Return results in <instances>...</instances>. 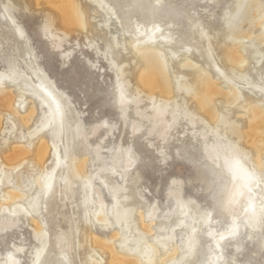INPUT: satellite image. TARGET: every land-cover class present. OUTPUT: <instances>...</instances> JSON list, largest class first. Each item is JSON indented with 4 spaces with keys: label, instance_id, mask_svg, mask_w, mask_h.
<instances>
[{
    "label": "rangeland",
    "instance_id": "rangeland-1",
    "mask_svg": "<svg viewBox=\"0 0 264 264\" xmlns=\"http://www.w3.org/2000/svg\"><path fill=\"white\" fill-rule=\"evenodd\" d=\"M107 1L114 7L112 9L106 5L108 9H112L110 12L101 10L98 2L74 0L83 15L84 24L81 28H68L61 25L57 11L48 4L45 5L43 0L40 4L35 0H0V10L5 14L8 9H3V5L8 3L12 6L9 11L27 38L25 41L24 36H17L13 25L7 21L9 17L3 19L0 13V35L3 34L7 39L4 41L0 38V70L6 68V58L15 59L19 67L29 75L32 69L38 72L37 66H40L45 77L63 94L67 123L71 129L68 132V142H71L72 154L75 157L81 156V162L87 160V176L93 175L91 180L93 190L96 191L93 201L83 204L84 188L81 179L70 174L75 183V193L71 200L64 201L61 189L65 168L58 164L49 189L36 190L39 196L37 214L42 224L38 229L35 224L36 215L25 212V209H30L28 202L19 199L8 201L3 195L6 189L0 181V204L7 202L11 207L23 206V212L17 216L15 224L0 232V264L5 263L8 253L16 258L15 264H82L85 261L89 264V259L97 260L99 264H111V253L105 249L106 246H97L94 238L107 245H113L117 252L114 257L124 254L134 257L139 253L133 251L135 242L133 237H130L132 233L147 238L156 250L153 260L155 264H160L175 249L169 243L157 244L151 239L156 233L163 232L164 224L174 223L178 218L175 192H178L182 200L189 201L192 208L188 211L193 217L199 218L209 211L216 235L221 231L226 232V227L235 218L233 214L236 211L228 208L220 199L223 193L218 180L220 174L218 171H212L217 160L211 149L210 138L215 135L209 133L204 139L199 136L201 127L212 128L216 124L200 108L195 92L187 93L179 87H184V80L192 82L194 78L207 76L224 92L233 88L239 91L237 104L227 102L223 95H215L212 102L217 110L246 130L247 118L250 115L246 107L257 99H262L261 104L264 106V92L261 90L264 88V42L255 36L244 38L239 49L241 59L236 61L228 56L226 46H231L234 41L225 38L227 32L222 15L223 9L230 5L231 0H144L142 9L134 7L131 0ZM136 1L134 0V3H137ZM104 2L106 0L101 1L102 4ZM150 8H153V16L159 13L157 20L162 21V28L173 34L174 41L170 44H163L158 35L154 42L167 60L165 65L173 87L170 103L180 107L185 114L172 119L173 125L168 131H161L159 125H155L149 117L152 105L149 108L145 103L146 95L152 94L156 99L163 100L156 91L149 90L147 85L140 81L142 72L146 70L143 53L136 51L134 45L129 43L132 35L131 26L127 29V24L132 23L131 25L135 26L138 21H144L147 9ZM166 12L170 14H165ZM193 22L196 24L192 29L195 40H191L188 30ZM47 24L50 25L48 30L51 34L58 31L57 34L63 39L61 47L52 44L51 35L45 36L48 30L46 31L44 26ZM137 26L139 27L138 24ZM263 29L257 26L251 31L257 35ZM149 32L148 30L147 33ZM141 37L144 38L142 35ZM152 42L148 41L147 45H152ZM27 48L30 56L26 54ZM219 71L223 74H219ZM226 76L232 82L227 81ZM174 77L178 79V83H175ZM117 78L124 81V95L132 96L127 102L124 118L116 98ZM6 87L15 94L22 93L23 99L26 100L19 103L23 106H19L22 108L17 114L8 115L9 110L0 109L3 114L0 126V180L3 170L9 166L4 159L7 149L18 146L21 142L33 141L36 145L45 141L49 145L53 140L49 129L44 130L42 134L36 129L41 112L46 110L47 106L35 95H31L30 90L25 89L27 87L24 83L10 80L6 82ZM135 95L137 97H134ZM139 99L141 103L136 104L135 101ZM31 105H34L36 112L29 122L23 123L22 117ZM188 117L192 118L194 124H189ZM76 121L81 122L87 135L86 141L74 136L72 127ZM137 126L139 128L135 130ZM217 129L226 138L231 139L237 148L248 152L252 159L257 157V152L250 148L243 138H236L221 127ZM96 146L103 147L100 150L103 158L95 159L93 149ZM118 150H129L134 158L128 171L115 166L117 172L114 176L99 172L98 169L103 164L109 163L104 159H108ZM58 152L63 155L61 146ZM33 153L25 156L20 165L12 163V175L20 173L25 178L32 173L43 183V176L55 167L57 157L52 153V146L42 162L36 160ZM260 157L264 159V154ZM119 184L126 188V197L121 198L116 209L133 208V211L131 219L121 220L120 224H117L111 215L115 211H110L107 204L114 203L109 187ZM32 188L30 191L34 194L35 189ZM98 204L101 209L97 211ZM147 204L157 207L154 209L156 216L152 220L145 215ZM2 213L1 211L0 216ZM100 216L108 219L106 222L99 221L97 218ZM166 217H171L168 223ZM68 219L77 225L72 234L71 249L66 254L67 258L61 259L56 256L54 235L58 230L69 229ZM151 221L162 224L158 232L142 233L141 229H138L139 232L131 230L127 232V242L120 241V229L139 228L140 223L149 224ZM256 224L258 225L254 229L245 227L239 236L238 244L228 240L222 244L225 264H264V216ZM198 235L201 238L196 246V259L202 261L208 257L207 248L210 244L201 232ZM217 238L221 243L220 236ZM39 249L41 255L37 261L35 252Z\"/></svg>",
    "mask_w": 264,
    "mask_h": 264
},
{
    "label": "bare ground",
    "instance_id": "bare-ground-1",
    "mask_svg": "<svg viewBox=\"0 0 264 264\" xmlns=\"http://www.w3.org/2000/svg\"><path fill=\"white\" fill-rule=\"evenodd\" d=\"M35 1H39L38 4H40L41 0ZM43 1L45 5L48 4L52 9L57 11L61 25L64 27L81 28L83 26V15L79 10V7L74 3V0ZM91 1L98 2L97 5H99L101 10L110 12L112 9H114V7L107 0L103 4L101 3L102 0ZM131 1L133 2L132 4L134 7L138 6L139 9L144 8V0H137V3H134V0ZM140 1H142L141 6ZM106 5L112 7V9H108ZM9 7L12 6L8 3L3 5V9H8V12L5 14L0 10V13H2V18L6 19L8 16L9 18L7 17V21L11 26L13 25L12 27L15 29L14 31L17 36H24L26 39L25 41H27L22 28H20L19 25L15 23V17L12 15L11 11H9ZM147 10V16L144 13L145 20L138 21L137 23L139 27L137 24L135 26H132V23L127 24V29L129 25L131 26L130 35H132L129 43L134 45V49L136 51L143 53L146 70L142 72L140 81L142 84L147 85L149 90L156 91L160 96L159 98L163 100L160 101L156 99V97H154L152 94L146 95L145 103L149 108L150 105H152L151 111L149 110V117L153 119L155 125H159L161 131H168V129L173 125L172 119H175L177 115L185 116V114L180 107L171 105L170 103L173 87L171 86L172 82L170 81V76L168 75L165 65L167 60L163 56V53L157 49V46H155L154 40L156 35H158V38L162 40L163 44H170L174 41V39L173 34L169 33L168 29L162 28V21L157 20V15H159V13H157L156 16H153V8ZM47 14L48 13H46V15ZM165 14L170 13L166 12ZM125 18H127V16H125ZM222 21H224L223 25L225 26L227 32L225 38L234 41L231 46H226V51L228 52V56L234 58L236 61H239V59L242 57L239 49L240 46L243 45L244 38L255 36L256 39L264 42V29L257 35H254V32L251 31L257 26L264 28V0H231L230 5L223 9ZM47 25L44 26L46 31L50 27L49 24ZM195 26L196 24L193 22L188 27L191 40L196 39L193 36L194 32L192 31L193 27ZM148 30L150 31L149 33H147ZM160 31L162 33H160ZM47 32L48 33H46L45 36L49 37L51 35L53 37L52 44L54 46L61 47L63 39L57 34L58 31H55L53 34H51L49 30ZM141 35L144 36V38H142ZM0 38H2L4 41H7L3 34L0 35ZM189 38L188 40H190ZM148 41H153L152 45H147ZM143 43L145 44L142 45ZM1 45L2 42L0 41V46ZM191 46L194 45L191 44ZM27 50L29 51L28 48ZM28 51L26 54L27 56H30V51ZM37 67L38 72L35 71L36 69L32 71L33 69L31 68V75H29L24 71V69L19 67V65L15 62V59L11 60L6 58V68L4 70H0V109L9 110L8 115L17 114L20 112L22 107L19 106L25 102L26 98L23 99L22 93L15 94L11 90L9 91L6 87V82L14 80L17 83H24L27 87L25 89H29L31 95H35L39 100H41L44 106H47V109L41 112L40 120L37 122V132L42 134L44 130L49 129L52 133L53 140L49 145L45 141L38 142L36 145L33 143V141L21 142V145L18 144V146L7 149L5 151L6 153L4 159L9 166L8 169L3 170L0 181L2 186H4L6 189L3 195L6 199H8V201L14 202L19 199L28 202L30 209H25V212H31L36 215L35 224L36 228L39 229L41 228L42 224L41 219L37 214L39 196L36 190L39 188L42 190L49 189L51 180L56 174L58 164L59 166L63 165L65 168L64 175L62 177L63 188L61 189V194L63 196L62 199L64 201L71 200L75 193V183L71 180L70 174L74 178L81 179L82 186L84 188L83 204L93 201L92 198L93 195L96 194V191L93 190L94 187L91 180L93 175L87 176V160L84 159L81 162V156L75 157L72 154L71 142H68L70 139L68 132L71 129H69V125L67 123V110H65L66 104L63 101V94L55 87L54 83L50 79L45 77V74L40 66ZM39 72L42 75H40ZM218 73L223 74L221 71ZM226 79L227 81L232 82V80L227 76ZM174 80L175 83H178V79L176 77H174ZM183 85L185 88L179 87V89L184 90L187 93L195 92V97L200 108H202L207 117H209V119L212 120L214 124H216L215 127L212 128L205 126L201 127L199 136L204 139V136L209 133H214L215 135L214 137L210 138L211 149L213 150L214 157L217 160V164L213 165L212 171H218L220 174V178H218V180L220 186L223 188V193L220 198L221 201L228 208L235 210L237 214L236 212L233 214L235 218L226 227V232L221 231V233L216 235V230L212 228L213 225H211L212 218L209 211L203 213L199 218L193 217L190 214L191 212L189 213L188 211L192 208L189 205V201L182 200L178 192H175V199L177 200L176 213L178 218L174 223L167 225L164 224L163 232H158V230L161 229L162 224L151 221L149 224L140 223L139 228L134 227L129 229L126 227L125 229H120L118 234L121 237L120 241L125 243L129 239L127 232L131 230L139 232L141 229L142 233L147 231H157L158 233H156L154 238L151 239L152 242H156L157 244L166 242L167 244L169 243V245L171 244V247L175 249L174 252L169 254L167 259L165 261L162 260L160 264H190L194 261L198 262V264H210V262H215V264H225L226 259L222 253V244H225L226 240L234 244H238L237 242L239 241V236L243 230H245V227H249V229L256 228L258 225L256 223H259L264 216V159L260 157L264 154V106L261 104L262 99H257L246 107V111L249 112L250 115L248 116L249 118H247V128L246 130H243L236 121L231 120L224 113H221L219 110H217L212 102V98L215 95H223L227 102H236L237 104L240 98L239 91L234 90L232 87V90L224 92L223 90L219 89L216 83L207 76L194 78L192 82H187L184 80ZM125 88L124 81L120 78H117L116 98L117 102L119 103V108L122 109L121 116L123 118L126 116L125 108L127 107V102H129L132 98V96L124 95ZM261 90L264 92V88ZM137 95H139V93H137ZM137 95L134 97H137ZM20 102L22 103L19 104ZM138 102L141 103V100L139 99L135 101L136 104ZM137 108L138 106L136 109ZM27 110L28 111L26 115L22 117L23 123L29 122L36 112L34 105H31ZM2 117L3 114L2 111H0V126L3 120ZM187 121L189 124H194V121L190 117L187 118ZM131 125L133 126L134 124L131 123ZM218 127L226 130L227 133L234 135L236 138H243L246 144L257 152V157L252 159L248 152L237 148L231 139L229 140L226 138L225 135L217 129ZM72 128L74 129V136L83 138L84 141H86L87 135L84 132L80 121L74 122ZM138 128L139 126L135 127V130H138ZM24 138L25 137H21V139ZM50 146H52L53 155L57 157V164H55V167L51 168L45 173L42 178L44 180L43 183H41L39 181L40 179L32 173L29 174V177L25 178H23L20 173H15L12 175V163H19L18 165L22 164V160L25 158V156L32 152H34L33 154L36 156V160L42 162L47 155ZM60 146L64 151L62 156L58 152V148ZM101 149H103V147H94L93 154L95 159L103 158L100 151ZM230 151H232V153ZM104 160H106L105 162L109 163H106V165L103 164L98 169V171L112 174L113 176L117 172L115 166L121 168L123 171H128V168H130L134 162V158L130 154L129 150H126L125 152L123 150H118L113 153L111 157ZM99 172L97 173L98 177H100ZM45 177H48L46 183ZM83 179L84 181H82ZM32 187L35 189L34 194H31L30 191L33 189ZM109 190H111L110 194L114 200V203L109 205L107 204V206L110 211H115V213H111L114 221L117 224H120L119 221L121 220L127 221L128 219H131V212L133 211V208H122L121 210L116 209L121 198L124 196L126 197V193H124L126 188H123V186L119 184L115 187L110 186ZM155 208L157 207L147 204V210L145 211L146 217H149L151 220L155 218ZM100 209L101 206L98 204L96 210L98 211ZM1 211L3 213L0 216V232H3L4 229H7L8 227L11 228L15 224L17 216L23 212V206L14 205L11 207L7 202H1L0 212ZM93 217L95 218V214H93ZM106 217H108V215ZM106 217L104 219L103 216H100L97 218V220L106 222L108 219ZM165 220L167 221L166 223H168V221L171 220V217H166ZM67 221H69V219ZM68 224L69 229L58 230L54 235V243L57 247L56 256L61 257V259L67 258L66 254L71 249V239L73 237L72 234L76 230L77 225L76 222H72L71 220ZM203 227L205 228L203 229ZM199 232L202 233V236L206 237V242L210 244L207 248L209 250L208 257L202 261H198L196 259V246L199 238H201L198 235ZM218 236H220V240L222 241L221 243L220 241H217ZM130 237H133L135 242L133 251L139 253L134 257L125 256L126 254L120 255V257H114L117 252L113 245H107L97 238H94V242L99 247L104 248V246H106L105 249L111 253V264H155L153 255L155 254L156 250L154 249V246L147 241V238L137 234L134 235L133 233L130 235ZM8 254L9 255L7 256L4 264H15L16 258L14 255L10 253ZM40 255L41 249L35 252L37 261ZM88 262L89 264H99L97 260L93 259H89ZM82 264H87V261L83 262Z\"/></svg>",
    "mask_w": 264,
    "mask_h": 264
},
{
    "label": "snow or ice",
    "instance_id": "snow-or-ice-1",
    "mask_svg": "<svg viewBox=\"0 0 264 264\" xmlns=\"http://www.w3.org/2000/svg\"><path fill=\"white\" fill-rule=\"evenodd\" d=\"M262 79H264V74H262ZM48 177H45V181H47Z\"/></svg>",
    "mask_w": 264,
    "mask_h": 264
}]
</instances>
